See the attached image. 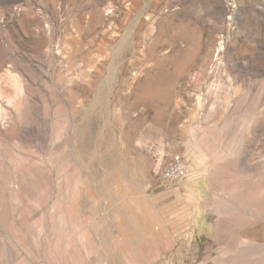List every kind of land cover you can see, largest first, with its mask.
<instances>
[{
  "label": "rangeland",
  "instance_id": "rangeland-1",
  "mask_svg": "<svg viewBox=\"0 0 264 264\" xmlns=\"http://www.w3.org/2000/svg\"><path fill=\"white\" fill-rule=\"evenodd\" d=\"M0 264H264V0H0Z\"/></svg>",
  "mask_w": 264,
  "mask_h": 264
},
{
  "label": "built area",
  "instance_id": "built-area-1",
  "mask_svg": "<svg viewBox=\"0 0 264 264\" xmlns=\"http://www.w3.org/2000/svg\"><path fill=\"white\" fill-rule=\"evenodd\" d=\"M186 165L180 155L171 158L168 164L159 172L162 182L169 184L171 182L183 180L186 177Z\"/></svg>",
  "mask_w": 264,
  "mask_h": 264
}]
</instances>
